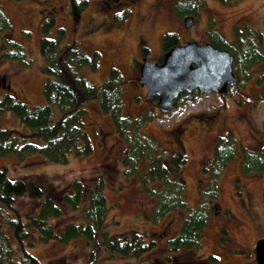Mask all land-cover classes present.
<instances>
[{
	"label": "rangeland",
	"instance_id": "1",
	"mask_svg": "<svg viewBox=\"0 0 264 264\" xmlns=\"http://www.w3.org/2000/svg\"><path fill=\"white\" fill-rule=\"evenodd\" d=\"M72 1L0 0L10 18L13 37L23 44L31 58L30 64L22 67L15 61L0 59V96L12 90L15 97L28 104L42 100L40 87L44 74L39 70L37 38L38 22L44 14L53 18L49 34L54 33V26H61L66 37L75 39L85 51L98 50L95 68L82 67L88 80L98 83L108 68L114 66L124 80L122 112L139 115L150 110L152 117L142 120L140 129L153 136L166 151L175 146L183 149L185 158L179 170L184 180L182 196L188 204L198 201L199 189L211 177L212 172L201 166L212 164L214 138L218 137L214 136L230 128L222 137L233 138L235 153L215 175L216 197L206 202V224L201 230L200 247L193 251L164 248L166 238L177 227L179 214L170 212L149 221L152 198L139 189L133 175L121 174L122 166L117 158L121 142L93 99L86 102L87 114L82 117L91 141L87 154L69 155L63 163L51 162L35 153L6 154L0 155V166L5 167L7 175L20 176L26 185L31 181L39 183L45 192L64 188L72 178L87 180L102 173L107 205L103 226L109 233L129 227L144 232V241L151 244L141 258L148 264H256L254 241L264 235V177L257 171L242 172L239 162L243 147L253 149L264 141L263 59L245 67L240 74L244 80L231 86L228 92L192 93L191 98L163 112L155 107L152 99L142 97L134 81L133 59L137 57L139 34L148 46V55L153 56L163 31H172L176 40L203 41L207 39V31L215 30L234 45L239 58L240 51L250 45L264 53V0H201L197 13L192 14L193 24L188 27L183 26L182 18L173 11L175 0H122V5L130 11H113L116 5L108 6L113 0L107 3L85 0L78 12L71 7ZM17 121L10 112H0V125L24 130ZM36 202L21 195L11 207L23 214L32 211ZM214 203L219 206L217 212H214ZM71 218L73 213L65 208L64 214L51 221L57 226ZM26 249L41 264H133L136 261L111 256L101 245L90 258L93 247L83 237L66 243L32 238L31 246ZM207 253H212L216 261L206 262Z\"/></svg>",
	"mask_w": 264,
	"mask_h": 264
},
{
	"label": "trees",
	"instance_id": "2",
	"mask_svg": "<svg viewBox=\"0 0 264 264\" xmlns=\"http://www.w3.org/2000/svg\"><path fill=\"white\" fill-rule=\"evenodd\" d=\"M201 2L175 0L173 11L181 18L186 14L194 15ZM84 4L85 0H73L71 7L78 12ZM44 16L38 22L37 38L39 70L44 74L40 87L42 100L28 104L15 97L12 90L3 92L0 112L13 114L24 130L0 125V155L35 153L51 162L63 163L69 155L87 154L91 141L82 117L87 114L86 102L93 99L121 142L117 156L122 166L121 174L124 177L133 175L139 189L152 198L149 221H156L170 212L179 214L177 227L166 238L164 248L167 251L196 250L200 247L201 230L206 224V202L216 197L215 175L235 153L233 138H215L212 164L209 165L211 177L199 189L198 201L188 204L182 196L184 180L179 170L185 158L183 149L175 146L166 151L153 136L140 129L142 120L152 117L150 110L139 115L122 112L124 80L114 66L108 68L98 83L88 80L82 67L95 68L98 50L85 51L75 39L66 37L61 26H54V33L49 34L53 18ZM207 34L209 42L232 53V67L240 78L242 70L249 64L259 59L264 61V53L254 46L243 48L239 58L234 45L221 33L212 30ZM175 39L172 31L163 32L162 46L166 48L175 43ZM0 59L15 61L21 67L31 62L23 44L13 37L10 18L1 4ZM200 92L198 89L182 90L174 98V104ZM239 166L242 172L257 171L264 177V141L253 149L243 147ZM103 184V174L98 173L87 180L72 178L64 188L45 192L39 183L31 181L26 185L20 176H9L5 167L0 166V264H41L39 258L26 249L31 246L32 238L66 243L75 237H83L91 243L90 258L101 245L111 256L135 259L133 264H148L141 258L151 244L144 241V232L129 227L109 233L103 226L107 213ZM21 195L37 200L32 211L19 214L11 207L14 199ZM65 208L73 213V218L56 226L51 220L64 214ZM206 255V262L216 261L212 253Z\"/></svg>",
	"mask_w": 264,
	"mask_h": 264
},
{
	"label": "water",
	"instance_id": "3",
	"mask_svg": "<svg viewBox=\"0 0 264 264\" xmlns=\"http://www.w3.org/2000/svg\"><path fill=\"white\" fill-rule=\"evenodd\" d=\"M193 20L192 14L182 16L184 27L191 26ZM161 56L159 63L143 58L138 75V81L145 84V95L155 94V104L161 111L172 108L174 98L182 90L197 87L204 92H223L226 83L237 79L232 70V53L209 41L188 38L175 42ZM253 254L256 264H264V236L255 239Z\"/></svg>",
	"mask_w": 264,
	"mask_h": 264
},
{
	"label": "flooded vegetation",
	"instance_id": "4",
	"mask_svg": "<svg viewBox=\"0 0 264 264\" xmlns=\"http://www.w3.org/2000/svg\"><path fill=\"white\" fill-rule=\"evenodd\" d=\"M102 1H105V2L107 3V0H102ZM113 1H114V3H110L111 5L108 4V6H115V5H116L113 11H121V10H122V11H123V10H125V11H130V10H131L128 6H124V5H122V0H113ZM131 1H133V0H131ZM123 6H124L125 8H122ZM45 11L51 13L52 10H50L49 8H46ZM39 13L42 14L43 11H40ZM192 16H193V15H192ZM163 32H164V31H163ZM187 39H188V38H187ZM185 40H186V38L178 39V40L175 39V42L182 43V42H184ZM136 41H137L138 44H137V53H136V56H137V57H136V59H133V60H134L133 68H135V70H134V72H135L134 81H135V83H137L138 88H139V90H140V93H141L142 97H143V98H146V99H152V100L154 101V105H155V107H157L156 104H155V101H156V95H155V94H152V95H145V84H144V83H141V82L138 81L139 67H140V64H141L143 58L147 59V60L150 61V62H156V63L161 62V60H162V56H161V54H162V52H163L168 46H167L166 48H164V47L162 46V40H161V38H160V39H159V48H158V51H157L153 56H149L148 53H147V52H148V46H146V44L144 43L145 41H144L143 37H142L140 34L138 35ZM205 41H208V40L205 39V40H203V41H198V42H205ZM169 46H170V45H169ZM232 70H233V72L237 75V79H236L235 82H228V83H226L225 91H223V92H216V91H214V90H210V91H207V92H215V93H218V94H221V95H222L223 93L228 92L231 86H233V85H238V84L240 83L241 80H242V81L244 80L243 78H240V77L238 76V74L236 73V71H234L233 67H232ZM0 86H2V85L0 84ZM237 88H238V87H237ZM193 89H198V90H200L201 92H200L199 94L204 93V91H202L201 89H199V88H197V87H192V88L189 89L188 91L193 90ZM239 89L241 90V88H239ZM236 90H237V89H236ZM134 95L137 96V94H134ZM187 99H189V98H187ZM174 105H175V104H174ZM157 108H158V107H157ZM142 110H143V109H142ZM158 110H159V109H158ZM159 111H161V110H159ZM166 111H167V110H166ZM161 112H163V111H161ZM150 118H151V117H150ZM229 130H230V128H226L225 131L217 133L214 137H216V136H222L223 133H225L226 131L229 133ZM214 137H213V138H214ZM214 140H215V138H214ZM202 166H204V169H206L207 171L210 170V168H209V164H208V163L203 164ZM202 166H201V169H202ZM214 204H216V203H214ZM215 206H218V204H216ZM215 206L213 205V209H214V212H217V211L219 210V206H218V209H217V210L215 209Z\"/></svg>",
	"mask_w": 264,
	"mask_h": 264
},
{
	"label": "bare ground",
	"instance_id": "5",
	"mask_svg": "<svg viewBox=\"0 0 264 264\" xmlns=\"http://www.w3.org/2000/svg\"><path fill=\"white\" fill-rule=\"evenodd\" d=\"M26 6V5H25ZM28 6V5H27Z\"/></svg>",
	"mask_w": 264,
	"mask_h": 264
}]
</instances>
